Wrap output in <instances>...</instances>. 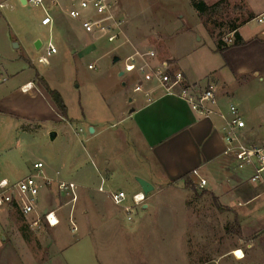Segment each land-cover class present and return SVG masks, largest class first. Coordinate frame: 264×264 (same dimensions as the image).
Segmentation results:
<instances>
[{
  "label": "rangeland",
  "instance_id": "1",
  "mask_svg": "<svg viewBox=\"0 0 264 264\" xmlns=\"http://www.w3.org/2000/svg\"><path fill=\"white\" fill-rule=\"evenodd\" d=\"M45 1L55 19L51 31L41 25L42 8L19 0H0V5H6L0 8V176L17 179L29 174L35 162H42L46 170L57 172L60 180L95 187L101 181L93 163L108 159L119 170L106 189L126 191L131 202L129 170H145L148 160L133 154V142L127 135L122 136L127 124L118 120L120 108L129 101L128 91L137 83V78H128V74L119 77L125 57L135 50L154 51L158 60L168 61L172 50L191 72L202 73V68L214 65L217 55L210 53L213 40L206 35L214 40L221 35L224 39L230 37L231 24H240L249 13L243 0H202L207 4L202 14L192 0H118L128 22L121 40L109 43L103 36L85 33L81 23L67 15L70 6L79 0ZM38 40L42 46L37 49ZM49 40L58 53L49 59V64H39L37 59ZM90 44L97 48L105 45L112 57L95 65L98 55L81 51ZM114 56L120 61L113 63ZM154 59H150L151 64ZM28 80L32 87L25 92L21 86ZM44 83L61 94L71 122L63 118ZM250 93L249 87L243 88L238 97L248 95L244 97L248 103ZM240 107L243 111V104ZM91 126L97 134H91ZM106 127L107 131L99 133ZM253 140L249 141L259 143ZM260 142L263 144V140ZM99 146L104 149L99 151ZM191 180L195 191L185 184L161 186L156 194L152 191L144 202L148 207L135 209L132 224L127 222L122 208L113 203L102 204L99 211H120L118 220H82L79 213L84 209L91 213L93 208L82 204V209L79 205L75 210L78 203L64 205L67 199L63 198L55 201L53 191L40 209L53 203L61 205V224L56 229L50 231L44 216L35 226L36 215L25 218L19 212L14 213L11 224L32 249L40 248L41 233L46 238L70 241L62 250L68 264H196L217 260L228 252L226 264L264 263V237L253 243L256 237L237 234L240 221L233 207L221 204L199 182ZM105 221L123 231L90 236L88 230ZM236 247L244 258L237 259L230 252Z\"/></svg>",
  "mask_w": 264,
  "mask_h": 264
},
{
  "label": "crops",
  "instance_id": "2",
  "mask_svg": "<svg viewBox=\"0 0 264 264\" xmlns=\"http://www.w3.org/2000/svg\"><path fill=\"white\" fill-rule=\"evenodd\" d=\"M243 2L253 19L240 25L235 33H229L233 41L235 35H238V45L229 46L222 53L218 52L215 40L207 34V38L213 40L210 53L217 54V58L214 57V65L202 68V73L191 72L184 61L172 50L168 61L158 60L157 55L152 61L153 66L166 62L172 72H182L186 83L200 90L208 86L212 87L218 106L215 114L210 117L201 116L185 100L162 94L150 76L149 78L146 76L145 78H148L146 80L143 76L131 73L128 74V78H137V83L133 85L131 91H128L126 97H130L129 101L120 108L118 120L127 124L126 132L122 136L127 135L133 142L135 152L133 154L148 160V167L145 170L140 168L129 170L131 179L128 182L132 195L142 192L136 178L148 181L154 187L153 194H156L161 186L175 188L184 185L186 181L192 182L191 179L198 182L197 177L194 176V172H198L206 180L204 189L212 193L221 204L233 207L232 211L240 221V233L256 237L253 239L254 243L264 237V180L252 182L250 178L254 174V168L238 166L234 157L225 154L226 121L220 116L222 113L226 118H230L229 106H236L246 122V128L243 131L245 139L250 143H252L249 141L251 138L258 140L259 143L263 140L262 143H264V24H259L256 20L257 17L264 16V0H243ZM105 49V45L97 48L94 44H90L81 51L96 53L98 55L95 60L96 65L112 57L109 56L111 51ZM13 69L17 70L15 67ZM142 81L146 84L140 91L135 92L134 88ZM28 83L32 87L30 80L21 87ZM247 87L251 90L249 96L253 97L248 98V103L244 99L248 95L238 97V92ZM242 104L243 111L240 107ZM127 109L130 111L126 113ZM65 119L67 120L68 116ZM90 128L94 129L91 134H97L95 127ZM107 130V127L100 129L99 133ZM98 149L102 151L104 148L99 146ZM97 155L94 151L93 157L96 158ZM93 166L100 181L104 179L105 186L109 188L108 185L112 182L115 171L119 170L118 165L104 159L96 164L93 163ZM45 171L47 177L55 182L41 190L38 214L44 216L47 212L54 210L60 220L58 212L61 205L58 203L48 205L44 210L40 209V206L48 202L52 191L57 195L55 201L59 198L67 199V201L69 199L58 191L56 181H63L56 178L58 173H53L50 168ZM29 174H24L17 179L0 176V181L7 179L10 182H17ZM100 183L95 187L77 185L78 206L75 210L79 205L80 209H82V204L89 205L93 211L89 213L87 209L82 210L83 212L79 213L82 220L104 218L112 223L121 217V212L115 211L113 214L99 211L102 204L112 203L107 194L98 191ZM114 191H123L128 196V193L122 189ZM66 202L64 205L67 204ZM15 212L17 211L9 209L0 212V264H68L62 257V250L70 244V241H63L61 238H46V235L41 233L40 248L32 249L23 239L21 231L15 233L13 230L11 218L15 216ZM84 212L87 214L82 216ZM108 221H105L104 225L97 222L93 229H87L90 236H95L97 233L104 236L116 235L123 231L119 230V227L109 225ZM56 227H50V231ZM236 250L241 249L236 247L230 249V252ZM228 255L229 252L217 260L212 259L196 264H226L225 259Z\"/></svg>",
  "mask_w": 264,
  "mask_h": 264
},
{
  "label": "built area",
  "instance_id": "3",
  "mask_svg": "<svg viewBox=\"0 0 264 264\" xmlns=\"http://www.w3.org/2000/svg\"><path fill=\"white\" fill-rule=\"evenodd\" d=\"M25 5L42 8L44 17L41 20V25L48 27L50 31L53 30L55 19L45 0H25ZM5 6L0 5V8ZM67 15L71 19L78 20L85 33L103 36L109 43L121 40L124 35L123 27L128 22L127 15L119 8L118 0H79L70 6ZM256 20L259 24H264V16L257 17ZM224 41L231 44L233 37H228ZM43 52L38 57L37 62L49 64V59L58 53V49L52 40H49L43 48ZM155 57L154 51L141 52L135 50L133 54L125 57L124 69L121 72L123 75L136 73L144 78L150 76L162 94L185 100L201 116L210 117L217 112V100L212 87L208 86L200 90L196 86L187 84L182 72H172L166 62L153 66L150 59ZM89 68L94 69L95 66L89 65ZM148 78L145 79L148 80ZM144 84L146 83L140 82L134 91H140ZM30 88V84H27L22 87V90L26 92ZM229 111L231 113L230 118H226L224 114L220 113L221 118L226 121L224 128L225 154L234 157L238 166L254 168V174L250 178L252 182L264 180V143L248 142L243 132L246 128V122L239 110L236 106L230 105ZM194 175L198 178L199 186L204 188L206 180L198 172H194ZM53 182L55 181L47 177L42 162L35 163L32 172L20 181L1 180L0 212L4 209L14 210L25 218L36 215L38 218L33 221V224L39 226L38 208L41 190L45 186L53 185ZM56 182L60 194L69 198L67 204L75 205L78 201L77 185L74 182ZM105 183L106 181L102 179L98 191L107 194L114 205L122 208L127 222L132 224L134 211L144 205L146 196L140 192L134 194L131 202H128V196L125 192L106 190ZM44 218L51 227H56L60 223L54 210L44 214ZM73 230L77 231V228L74 227Z\"/></svg>",
  "mask_w": 264,
  "mask_h": 264
},
{
  "label": "trees",
  "instance_id": "4",
  "mask_svg": "<svg viewBox=\"0 0 264 264\" xmlns=\"http://www.w3.org/2000/svg\"><path fill=\"white\" fill-rule=\"evenodd\" d=\"M192 2H193V5L195 6V8L197 9V11L199 13L202 14V13L206 12L207 4L204 1H202V0H199V1L192 0ZM252 19H253V16L248 15L242 20V22L240 24H236V23L231 24L230 29H229V33H232V32L235 33L237 31V29L240 27V25H243V24L251 21ZM237 39H238V35L236 34L235 35V40L232 42V44H227L224 41V37L222 35L219 36V37H216L215 38L216 50L218 52L222 53L229 46L238 45ZM43 85L46 87V89L49 92L50 96L53 98V101L56 104V106L58 107V109L61 112L62 116L64 118L67 117V107L65 105V102H64L61 94L58 91L52 90L47 83H44ZM185 185H186V187L191 188L193 191H195L193 182L186 181ZM239 231L237 232V234H240Z\"/></svg>",
  "mask_w": 264,
  "mask_h": 264
},
{
  "label": "water",
  "instance_id": "5",
  "mask_svg": "<svg viewBox=\"0 0 264 264\" xmlns=\"http://www.w3.org/2000/svg\"><path fill=\"white\" fill-rule=\"evenodd\" d=\"M23 4H25V0H20ZM42 45V42L40 40H38L36 43H35V47L38 49L40 48V46ZM18 44H15V47H17ZM120 61V57L118 56H114L113 58V63H117ZM123 76V72H120L119 74V77H122ZM133 111V109L131 110ZM90 132L93 133L94 132V129L93 128H90ZM55 138V134H52L51 135V139L54 140ZM136 181L139 183L141 189H142V192L144 193V195L147 197L153 190H154V187L146 180H143L141 178H136ZM147 205L144 206V208H146Z\"/></svg>",
  "mask_w": 264,
  "mask_h": 264
},
{
  "label": "bare ground",
  "instance_id": "6",
  "mask_svg": "<svg viewBox=\"0 0 264 264\" xmlns=\"http://www.w3.org/2000/svg\"><path fill=\"white\" fill-rule=\"evenodd\" d=\"M238 253H239V255H238ZM234 256H235L236 258H238V259H241V258L244 257V256H243V252H242L241 250H236V251L234 252Z\"/></svg>",
  "mask_w": 264,
  "mask_h": 264
},
{
  "label": "snow or ice",
  "instance_id": "7",
  "mask_svg": "<svg viewBox=\"0 0 264 264\" xmlns=\"http://www.w3.org/2000/svg\"><path fill=\"white\" fill-rule=\"evenodd\" d=\"M238 255H239V253H238Z\"/></svg>",
  "mask_w": 264,
  "mask_h": 264
}]
</instances>
